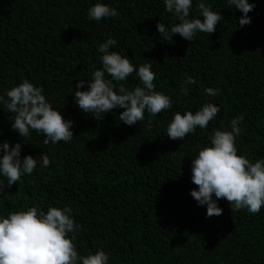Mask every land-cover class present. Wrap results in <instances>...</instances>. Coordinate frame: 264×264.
<instances>
[{"label": "trees", "instance_id": "1", "mask_svg": "<svg viewBox=\"0 0 264 264\" xmlns=\"http://www.w3.org/2000/svg\"><path fill=\"white\" fill-rule=\"evenodd\" d=\"M200 2L222 20L215 32H197L190 42L158 33L159 21L169 29L178 23L163 0H0V96L7 99V91L23 79L42 86L52 107L73 122L74 136L47 145L34 130L22 138L11 127L13 114L0 105V143H20L21 158L38 160L33 173L11 188L0 175L5 183L0 218L33 206L45 213L70 207L81 226L73 241L78 255L102 250L108 264H264V207L256 214L231 212L220 199L223 214L206 218V205L190 195L197 187L192 159L210 145L215 130L230 131L233 118L243 116L237 154L251 162L264 159V0H248L255 7L244 26L243 13L228 0H192L189 18L203 19ZM96 3L115 8L119 16L88 19ZM108 38L117 40L109 50L137 69L151 64L155 90L171 98L170 109L155 117L145 111V120L130 127L118 118L123 109L96 120L78 108L75 85L83 79L81 90H87L92 73L102 68L97 49ZM186 76L196 83L184 85ZM120 83L130 90L140 85L135 72ZM205 88L219 94L209 96ZM207 103L220 111L205 129L197 126L183 140L167 137L176 112L195 114ZM40 153L49 156L46 168Z\"/></svg>", "mask_w": 264, "mask_h": 264}, {"label": "clouds", "instance_id": "2", "mask_svg": "<svg viewBox=\"0 0 264 264\" xmlns=\"http://www.w3.org/2000/svg\"><path fill=\"white\" fill-rule=\"evenodd\" d=\"M165 10L172 13L178 23L170 29L160 21L156 29L165 40L179 35L192 41L197 32L210 34L216 31V25L222 16L210 10L206 2L197 4L201 18H189L192 0H163ZM229 7L235 6L241 13L239 25L250 24L248 13L255 7L248 0H228ZM113 7L96 3L87 11L90 20L100 21L103 18L118 17ZM117 44L114 38H108L100 44L98 51L101 56L102 68L92 73L87 83V90H81L86 81L80 79L75 85L74 101L84 113H92L94 119L102 120L105 113L116 108L123 109L119 120L127 126L136 125L145 120V111L149 117H155L172 107L168 95L155 90L156 74L151 64L134 66L132 60L110 51ZM139 78L140 85L130 90L123 81L133 73ZM111 77L106 79L105 74ZM115 82V83H114ZM196 83L191 76H186L184 85ZM209 96L219 94V89L205 88ZM43 87H37L27 79L18 86L7 91L5 99L0 96V105L12 113L11 127L19 136L28 137L30 130L44 136L45 145L60 141L72 140L73 122L65 120L61 113L54 109L43 94ZM180 92L187 96L188 88L182 86ZM220 109L207 103L193 114L191 111L183 115L176 112L167 126V137L171 140H183L187 134L195 132L198 126L205 129L209 122L219 113ZM103 114V115H102ZM243 116L231 119V130H215L210 136V145L198 151L192 159L191 180L197 186L190 191L191 197L198 205H206V218L220 216L223 209L217 204L220 199L226 200L231 212L247 209L256 214L264 207V159L251 162L243 155L237 154L236 139L242 132L239 127ZM152 120L149 118L148 126ZM0 175L7 178V187L11 188L20 181L24 174L31 175L37 167V158L25 155L21 158V144L9 146L8 141L0 143ZM42 167L50 165L47 154L40 153ZM5 183L0 180V191ZM72 209L49 207L41 211L38 207L10 212L6 218H0V264H108L109 257L102 250L95 254L79 256L74 244L75 234L81 227L71 217ZM73 234L69 238V234Z\"/></svg>", "mask_w": 264, "mask_h": 264}]
</instances>
